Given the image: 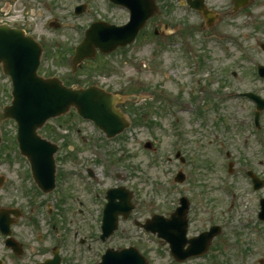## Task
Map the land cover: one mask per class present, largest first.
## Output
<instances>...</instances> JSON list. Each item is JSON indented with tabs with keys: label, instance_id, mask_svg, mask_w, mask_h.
I'll return each mask as SVG.
<instances>
[{
	"label": "rangeland",
	"instance_id": "374dc122",
	"mask_svg": "<svg viewBox=\"0 0 264 264\" xmlns=\"http://www.w3.org/2000/svg\"><path fill=\"white\" fill-rule=\"evenodd\" d=\"M76 1L79 0H42L40 6L38 0H0V19L6 15L14 21L29 22V29L40 33L47 46H55L54 52L44 48L48 53L41 57L38 70L41 76L52 75L68 81L72 56L69 47L76 44L80 35L79 29L74 28L87 27L91 18L117 23L127 20L122 11L106 8L103 0H88L87 10L75 18L70 10ZM157 1L160 15L143 29L134 44L83 62L69 80L81 87L94 83L108 92L122 90L119 94L128 96V101L121 109L131 122V129L107 140L101 132L68 113L48 121L40 135L50 142L64 143L58 158L59 170L92 171L97 180L94 188L104 191L115 186L117 180L113 175L124 178V188L133 193L135 210L120 229L127 230L130 239L116 237L109 247L131 243L147 264H178L169 256L165 243L153 241L132 220L142 223L153 214L168 216L175 209L176 200L184 196L191 204L190 236L211 224L219 225L222 231L204 258L180 264H258L264 255H256L251 247L256 248L259 240L264 241V226L255 224L256 200L241 175L251 171L264 180V153L249 129L250 105L239 101L237 95L249 91L264 98V80H259L252 69L253 63L264 64V52L259 47L264 44V0H252L249 7L236 13L230 12L228 0H207L211 8L221 12L217 22L208 29L202 27L203 21L196 14L179 6L181 0ZM52 11L58 12L57 21L67 28L45 26ZM37 12H41L40 18ZM165 23L169 24L170 33L165 35L163 44L160 36L152 37V31ZM183 26L187 28L185 32L181 30ZM168 40L175 41L177 46L167 45ZM241 49L247 50L251 57L246 60ZM139 98L142 100L133 106ZM10 100V83L0 70V110ZM206 121L209 126L203 125ZM15 131L13 121L0 123V209L21 207L24 218L16 230L28 250L18 260L4 251L2 254L8 264H29L28 261L40 258L30 230L42 234L50 229L41 220L38 204L49 201L50 205H56L58 201L56 195L43 199L35 194L32 210L26 207L30 197H24L21 190L28 189V182L22 180L25 167L17 152ZM259 133L264 138V114ZM212 134L219 136L221 147L231 154L235 173L232 178L225 174L227 165L215 150L217 145L212 142ZM80 138L85 140L84 144ZM153 141L158 143L154 155L143 148ZM177 151L185 160L183 164L174 158ZM179 170L185 175V181L170 182ZM58 183V188L66 189L70 205L76 206L73 200L76 197L84 199L87 210L97 215L101 201H93L79 179L69 177L67 181L59 179ZM221 184L239 192L235 205L228 211L225 208L228 194L221 190ZM55 224L58 226L56 221ZM91 225L95 226L93 220ZM43 241L45 246H53L46 235ZM233 244L241 247V254H234ZM261 247L264 252L262 243ZM47 256L46 253L44 257ZM69 264H75V260L71 259Z\"/></svg>",
	"mask_w": 264,
	"mask_h": 264
},
{
	"label": "water",
	"instance_id": "95a60500",
	"mask_svg": "<svg viewBox=\"0 0 264 264\" xmlns=\"http://www.w3.org/2000/svg\"><path fill=\"white\" fill-rule=\"evenodd\" d=\"M112 1L130 9V22L120 28H113L101 23L93 25L86 32L83 44L75 50L72 59L73 67L82 60L93 57L96 48L107 53L117 46H125L131 43L146 20L157 12L154 0ZM247 3L248 0H234V9ZM192 5L202 11L208 24L214 21V15L203 10V0H196ZM40 52L38 45L29 37H25L21 31L0 25V65L3 73L10 76L13 83V100L10 106L3 109V113L0 114V121L7 118L15 120L18 129L17 141L23 155L30 158L33 150L46 151V168L39 174L40 179L36 178V180L42 189L49 191L53 187V173L48 169L52 166V154L55 148L41 140L36 134V130L48 118L64 114L70 107H74L79 115L93 120L97 127L106 133L107 137H113L121 132L127 123L123 121L118 110L114 109L117 100L111 95L94 87L75 90L63 87L56 79L43 80L38 78L36 69ZM261 75L264 76V72ZM252 98L259 104V109L264 107L263 101L257 97ZM177 179L182 181V175L179 174ZM124 194L127 204L117 209L120 212L128 213L131 210V206L128 205L130 196L128 193L124 192ZM186 204V200L182 198L180 200L181 206L176 209L170 219L154 216L153 220L147 221L144 226L147 230L156 231L159 237L169 242L171 252L178 260L184 259L180 258L179 254L185 234ZM0 229L6 233L7 223L3 218H0ZM217 232L218 229L214 228L212 232L202 235L201 241L199 240L201 242L199 245L202 244V248L197 247L192 253L194 255L204 253L209 241ZM103 264H145V262L135 250L130 249L119 253H109L104 257Z\"/></svg>",
	"mask_w": 264,
	"mask_h": 264
},
{
	"label": "flooded vegetation",
	"instance_id": "af4514ba",
	"mask_svg": "<svg viewBox=\"0 0 264 264\" xmlns=\"http://www.w3.org/2000/svg\"><path fill=\"white\" fill-rule=\"evenodd\" d=\"M38 2L40 3V0H38ZM37 14L40 15L39 12ZM23 25L24 27L27 28L29 26V22L26 23L25 21ZM59 172L60 170L56 168L57 176ZM256 176L259 179V181H261L262 183H261V188L254 190L252 181L250 180V178H248L247 174L243 175V177L248 181L251 193L255 195V198H256V201L259 207L260 200L264 199V193H262L264 189V180L259 175L256 174ZM233 194L234 196L236 195L239 196V192L236 189ZM73 200L75 201V205H76L75 207L72 205L71 207H67L66 210L62 212V214H60V211L58 210L59 218L63 215L67 216L65 220V224L62 225L63 227H57L55 225H51L50 229L44 230V233L42 232V234L38 230H30V234L34 236L33 239L36 243L35 245L36 247H38L37 252L40 258L33 262L28 261L29 264H38V263L44 262L45 260H50L53 258L54 253H57L59 255V260L61 264H69L72 258H79L80 260L84 261L85 264H97L98 261L100 260L102 252L105 251L106 249L108 248H112L116 250L122 249L123 246H120L122 244L109 247L106 243L111 238L105 242H102L99 238V234H100L99 230L98 229L95 230L91 225L92 220H91L90 212L87 209L82 208L84 205V201L79 200L78 197L74 198ZM235 202H236V199L234 198V205H235ZM26 205H27L26 207L29 210H32V204H26ZM244 207L246 208V206ZM55 208L57 209V207ZM14 209L17 210L16 213L18 215V219L16 220L13 219L15 224L11 227V236L15 241L14 243L15 248L13 247V245H10L9 247L6 246L4 239H2L0 243V246H1L0 260L3 262V264H6L7 260L6 258L3 257L2 251L8 253L10 258H16V260H18L19 258L24 257L26 250H28L26 245L19 240L20 238L19 232L16 230L18 227L19 221L24 218V214L20 206ZM38 209L40 210L41 220L44 218V212L46 209H48V213L52 214V209H50L49 205L47 204L46 205L38 204ZM189 210H191V207L189 208ZM133 215H134V212H133ZM193 215L195 216L194 212H193ZM27 220L30 221L29 219ZM257 220H258V212L256 211L255 212V223L257 225L263 224L261 221L259 220L257 221ZM126 222H129V219L126 221L122 220L120 224H124ZM136 222H139V221L132 220L133 224ZM189 224H190V219L188 215V225ZM125 231L126 230L122 228L120 229L119 234L123 236ZM44 235H46L49 242L53 243V246L52 245L45 246L43 244ZM121 235L117 236V238H121L123 240ZM261 243L262 245H264V241L260 242L259 240L258 247L256 248L251 247V250L256 251L257 253L256 255H260V256L264 255V252H262L263 250L261 247ZM44 247L47 248V251L44 250ZM92 250H95V252L93 254L94 257L91 258L90 254ZM46 253L48 254V256L44 257ZM263 259L264 257L259 258L258 264H264Z\"/></svg>",
	"mask_w": 264,
	"mask_h": 264
}]
</instances>
